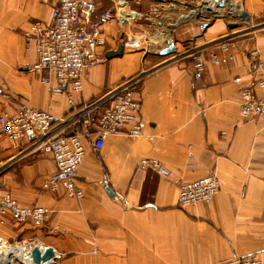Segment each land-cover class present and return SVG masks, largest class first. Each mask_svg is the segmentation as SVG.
<instances>
[{
	"label": "crops",
	"instance_id": "1",
	"mask_svg": "<svg viewBox=\"0 0 264 264\" xmlns=\"http://www.w3.org/2000/svg\"><path fill=\"white\" fill-rule=\"evenodd\" d=\"M95 1L103 10L114 0ZM163 1L176 2L180 9V3L193 0ZM141 2L130 0L135 9H147ZM235 2L248 20L173 27V42L159 62L167 54L177 57L161 62L136 86L139 137L110 136L98 151L91 137L82 138L85 156L75 179L81 198H70L63 189L45 190L42 180L56 170L52 157L28 148L23 140L14 144L0 132V195L9 193L22 205L50 210L41 224L0 216V239L40 241L61 255L60 264H222L249 254L264 260V120L243 117L238 110L243 86L264 97L256 86L260 71L250 58L255 52L264 61V0ZM54 4L0 0V114L25 103L62 118L149 63L145 47L122 46L121 54L106 57L132 32L143 30L111 21L98 48L106 60L83 72L80 100L70 107L65 94H53L41 82L46 71L29 70L37 55L24 38L33 21L50 19ZM232 23L237 26L230 29ZM230 31L236 33L233 60L207 62L202 77L194 80L192 57L180 56L181 51L195 45L203 56L221 55L215 40ZM143 157L158 159L168 174L138 168ZM212 171L220 182L212 202L179 206V183Z\"/></svg>",
	"mask_w": 264,
	"mask_h": 264
},
{
	"label": "built area",
	"instance_id": "2",
	"mask_svg": "<svg viewBox=\"0 0 264 264\" xmlns=\"http://www.w3.org/2000/svg\"><path fill=\"white\" fill-rule=\"evenodd\" d=\"M202 1L205 5V0ZM211 1L218 3L219 8L222 7L221 0ZM144 17L143 12L130 7V0H114L112 7L103 10H98L95 0H55L50 19H37L24 32L26 45H32L37 55L36 62L29 70L35 73L46 71L40 77L41 82L51 93L65 94L68 104L73 107L80 100L83 72L90 71L106 60L105 55L98 50L105 43L102 35L104 26L113 20L125 26ZM235 34V31H231L215 40L221 55L210 52L203 56L194 48L189 50V54H180L192 57L194 80L202 77L207 62L218 65L233 60L231 50ZM144 36L145 32L142 30L134 31L122 41V46L128 50L141 48ZM250 58L260 71L256 86L264 90V61L255 52L251 53ZM150 72L135 74L98 99L81 105L62 118L56 117L49 110L20 103L16 109L0 114V132L14 144L23 140L28 148L52 157L56 170L42 180L45 190L63 189L68 197L79 199L83 192L77 187L75 179L77 168L85 156L82 138L91 137L92 146L98 151L110 136L126 133L132 138L139 137L142 129L141 102L136 96V86ZM238 110L243 117L257 115L264 120V97L258 96L252 87L243 86L240 89ZM137 166L143 170L151 169L163 175L168 174L166 167L156 158L143 157L138 160ZM219 184L214 171L192 181L180 182L177 203L181 207L200 202L209 205L218 192ZM49 214L50 210L45 206L22 205L9 193L0 195L2 217L9 216L20 223L29 221L41 224ZM34 241H18L29 248L31 261V252L35 246L40 249L47 247ZM53 253L43 264H58L59 253L55 250ZM222 264H264V260L255 254H249Z\"/></svg>",
	"mask_w": 264,
	"mask_h": 264
},
{
	"label": "rangeland",
	"instance_id": "3",
	"mask_svg": "<svg viewBox=\"0 0 264 264\" xmlns=\"http://www.w3.org/2000/svg\"><path fill=\"white\" fill-rule=\"evenodd\" d=\"M221 1H222V4H221L222 11L220 12V14L219 12H214L215 14L210 13L209 11H211V9L210 10L206 9L203 12H200L199 14L195 15L193 13L194 10L202 9L204 7V3L202 0H193L192 2L180 3L181 4L180 9L176 2L168 1V2H165V4H163L162 2L164 1L142 0L141 2L142 5L148 10L147 9H142V10L136 9V10L143 12L145 14V17L131 24L132 26H134L132 27L133 30L137 29L136 26L140 28L143 27L142 32H145V36L144 38H142L140 44L142 45V47H145L144 48L145 49L144 58L147 59L149 63L146 64L145 62H143L144 66L142 70L137 73V75L150 72L151 70H154L156 66L162 64L164 61L177 57V54L171 55V56H169L170 54L169 55L167 54L166 56H168V58L161 61L162 63L159 62L163 58L162 54L166 51L167 45L173 42L174 37L171 34L172 33L171 30L173 29L174 26L184 24L187 27L194 26L198 28L199 27L205 28L207 25H209L212 21L216 19H229L230 18V19L238 20L239 12L241 10H238L239 7L237 6L238 4L235 2V0H221ZM227 2H231L232 4L229 5ZM164 5L169 6V7L166 8ZM130 7L135 9L131 3H130ZM176 10H179V11H176ZM172 11H176V12H173L171 14ZM233 28H230V29H233ZM194 46L195 45H189L186 49L181 51V55L186 54V53L189 54V50L193 49ZM186 57L187 59L190 58L188 57V55H186ZM2 241H5L7 244H12V245L22 244V243H18V241L17 242H9L6 240H2ZM34 242L40 243V241H34ZM54 250L55 249H53V251ZM59 256L61 258L60 254ZM60 258L58 259V264H60ZM22 261L23 260H21L20 258L19 259L14 258L12 259L11 264H25ZM41 262H44V261H41Z\"/></svg>",
	"mask_w": 264,
	"mask_h": 264
},
{
	"label": "bare ground",
	"instance_id": "4",
	"mask_svg": "<svg viewBox=\"0 0 264 264\" xmlns=\"http://www.w3.org/2000/svg\"><path fill=\"white\" fill-rule=\"evenodd\" d=\"M229 5L232 4L231 2H227ZM218 3H212L211 0H205V5L202 9H196L193 11L195 15L199 14L200 12H203L206 9H211L209 11L210 13L215 14L214 12H220L222 11V8H219ZM43 248L41 247V250ZM43 251V250H42ZM21 259L23 260L25 264H43V262L35 263L30 260V250L28 247L20 245H8L7 243L3 242L0 239V264H11L12 259Z\"/></svg>",
	"mask_w": 264,
	"mask_h": 264
},
{
	"label": "water",
	"instance_id": "5",
	"mask_svg": "<svg viewBox=\"0 0 264 264\" xmlns=\"http://www.w3.org/2000/svg\"><path fill=\"white\" fill-rule=\"evenodd\" d=\"M239 18L248 20L249 16L245 11L241 10L239 12ZM235 26H236V23H232L229 25L230 28H233ZM173 51H174V48L170 49V52H173ZM121 52H122V44H119L116 50L107 51L106 57L110 58L112 55L121 54ZM52 256H53V248L50 246L43 249V251H41V249L39 247L35 246L31 252L32 261L35 263H40L41 261H46L47 259H49Z\"/></svg>",
	"mask_w": 264,
	"mask_h": 264
}]
</instances>
